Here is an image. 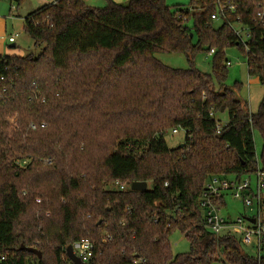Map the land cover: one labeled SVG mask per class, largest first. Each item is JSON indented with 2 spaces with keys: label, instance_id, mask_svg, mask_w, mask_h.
<instances>
[{
  "label": "trees",
  "instance_id": "16d2710c",
  "mask_svg": "<svg viewBox=\"0 0 264 264\" xmlns=\"http://www.w3.org/2000/svg\"><path fill=\"white\" fill-rule=\"evenodd\" d=\"M106 1L45 4L24 18L43 52L0 54V264H70L68 247L84 240L88 264H264V238L250 256L239 237H213L200 207L212 179L264 172V97L251 113L241 86L226 85V50L237 48L264 86V0ZM234 25L250 31L249 52ZM212 50V74L195 68ZM175 129L185 139L170 148ZM117 182L128 190H108ZM136 182L151 188L133 191ZM176 231L188 253L173 254Z\"/></svg>",
  "mask_w": 264,
  "mask_h": 264
},
{
  "label": "rangeland",
  "instance_id": "374dc122",
  "mask_svg": "<svg viewBox=\"0 0 264 264\" xmlns=\"http://www.w3.org/2000/svg\"><path fill=\"white\" fill-rule=\"evenodd\" d=\"M86 3L95 8H106L108 6L106 0H86ZM43 5H45L44 0H25L16 11L11 12L10 2L8 0H0V53L2 55L28 56L32 54L34 56H39L43 52L45 47H36L33 39L24 30V18ZM221 23L222 22H217L216 26L221 25ZM188 26L192 27L193 21H189ZM234 29L237 31L242 30L239 25H234ZM10 38H14L16 41V48L11 47L13 43L9 42ZM156 57L164 65L173 69L187 70L191 67L187 58L182 54H157ZM226 58L230 63L226 85L229 88H234L237 85L241 86L239 98L248 103L251 113H256L264 97V86L260 83L258 78L249 76L246 56L237 48L227 49ZM194 66L203 73L212 74L213 55L209 53L198 54L195 58ZM228 119L227 113L217 117V120L221 122L222 126L227 124ZM10 122L11 126L15 127V118L10 119ZM254 138L256 142V152L258 156H260L263 148V140L258 131L254 132ZM184 139L185 132L182 131L177 135H173L172 130H170L165 135V140L170 148H176L182 145ZM245 179H248V177ZM251 183L252 187H254L256 183V174L251 176ZM125 187L126 190H128V186ZM115 188L114 185H111L108 187V190ZM148 188H151V185H148ZM224 202L225 204L220 205L219 212L225 220L235 222L239 218H249L258 212V207L256 205L247 208L242 201L235 200L231 194H227L224 197ZM262 207L264 214V204ZM170 241L174 255L184 254L190 251V242L179 231H176L171 236ZM242 246L246 254L250 256L257 255V251L253 247ZM213 264L227 263L219 261Z\"/></svg>",
  "mask_w": 264,
  "mask_h": 264
},
{
  "label": "built area",
  "instance_id": "2783aa9c",
  "mask_svg": "<svg viewBox=\"0 0 264 264\" xmlns=\"http://www.w3.org/2000/svg\"><path fill=\"white\" fill-rule=\"evenodd\" d=\"M45 4L55 5L58 0H44ZM12 11H16L15 6H12ZM258 18L264 20V11L258 14ZM217 20L216 16H213ZM234 29V28H233ZM239 41L244 45L247 52L249 47L247 42L250 40V31L243 29L237 31L234 29ZM10 43H15L14 38L9 39ZM215 53L211 51L210 55ZM217 133L222 130V125L216 127ZM182 131L175 129L172 131L173 135L179 134ZM184 132V131H182ZM120 190H126L124 185L118 182L114 184ZM254 188V189H252ZM227 194H231L235 200L242 201L247 208H258L257 214L249 218H239L233 222L225 220L220 215V202ZM264 202V172L261 170L256 173V183L252 187L251 178L238 180L236 178H214L206 186L201 200L200 207L205 216V227L215 238L225 235L237 236L240 238L242 245L251 246L260 254L262 241L264 238V214L261 208ZM254 221V222H252ZM74 254L82 261L88 264L89 260L93 257L94 245L88 240L77 243L74 247ZM70 264H74L70 261Z\"/></svg>",
  "mask_w": 264,
  "mask_h": 264
},
{
  "label": "water",
  "instance_id": "95a60500",
  "mask_svg": "<svg viewBox=\"0 0 264 264\" xmlns=\"http://www.w3.org/2000/svg\"><path fill=\"white\" fill-rule=\"evenodd\" d=\"M191 37H193V34L191 35ZM183 145H181L182 147ZM148 188V184L145 183V182H136L134 183L132 186H131V190L133 191H139V192H142V191H146ZM254 222V221H252ZM21 249H26L25 247H22ZM28 251L30 252H33L35 254L38 255L39 258L42 257L41 253L35 249H29ZM67 255H68V258L71 262H73L74 264H85V263H82V261L74 254V249H73V246H69L68 249H67Z\"/></svg>",
  "mask_w": 264,
  "mask_h": 264
},
{
  "label": "crops",
  "instance_id": "0c3cea01",
  "mask_svg": "<svg viewBox=\"0 0 264 264\" xmlns=\"http://www.w3.org/2000/svg\"><path fill=\"white\" fill-rule=\"evenodd\" d=\"M87 1H91V0H87ZM114 3H117V4H123V3H127L128 1L130 0H112ZM190 1L191 0H166V3L168 6H187L190 4ZM84 2L86 3V0H84ZM87 4V3H86ZM12 12V10H11ZM12 17V16H11ZM14 19V18H12ZM11 19V20H12ZM11 47L13 48H16V41L15 43H13L11 45ZM1 54V53H0ZM2 55V54H1ZM9 56H19V55H9ZM230 178H234V177H230Z\"/></svg>",
  "mask_w": 264,
  "mask_h": 264
}]
</instances>
